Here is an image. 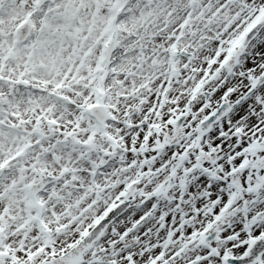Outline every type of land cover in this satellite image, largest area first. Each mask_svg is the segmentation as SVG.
<instances>
[{
    "label": "snow or ice",
    "instance_id": "snow-or-ice-1",
    "mask_svg": "<svg viewBox=\"0 0 264 264\" xmlns=\"http://www.w3.org/2000/svg\"><path fill=\"white\" fill-rule=\"evenodd\" d=\"M0 264H264V0H0Z\"/></svg>",
    "mask_w": 264,
    "mask_h": 264
}]
</instances>
